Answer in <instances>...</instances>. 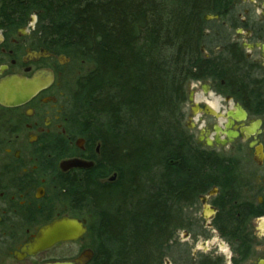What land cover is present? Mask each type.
<instances>
[{"label":"flooded vegetation","instance_id":"af4514ba","mask_svg":"<svg viewBox=\"0 0 264 264\" xmlns=\"http://www.w3.org/2000/svg\"><path fill=\"white\" fill-rule=\"evenodd\" d=\"M6 2L0 0V264L74 261L93 253L84 245L91 214L73 189L91 176L98 184V133L78 121L73 77L59 69L71 59L40 42L34 13L23 18L21 5ZM225 5L211 14L217 18H204L199 74L180 108L187 161L212 167L185 216L199 208L200 218L209 216L223 244L214 249L227 260L217 264H264V0ZM73 160L89 168H61ZM62 218L85 222L86 234L29 249L42 228ZM192 225L176 232L182 238Z\"/></svg>","mask_w":264,"mask_h":264},{"label":"trees","instance_id":"16d2710c","mask_svg":"<svg viewBox=\"0 0 264 264\" xmlns=\"http://www.w3.org/2000/svg\"><path fill=\"white\" fill-rule=\"evenodd\" d=\"M228 1L7 0L23 18L37 12L40 42L91 67L74 99L98 133V184L73 189L94 225L89 264H163L189 221L185 204L206 190L212 167L187 161L180 108L199 74L204 18Z\"/></svg>","mask_w":264,"mask_h":264},{"label":"rangeland","instance_id":"374dc122","mask_svg":"<svg viewBox=\"0 0 264 264\" xmlns=\"http://www.w3.org/2000/svg\"><path fill=\"white\" fill-rule=\"evenodd\" d=\"M20 5V4H19ZM35 14L37 16L38 22V14L36 11H30L29 15ZM25 24V23H23ZM71 59V63L64 67H60L62 71H68L71 73L73 77L72 86L70 87L72 90H77V83L81 77H85L87 74L90 73V66L88 64H83L80 66L81 60H73L70 55H65ZM187 93V90H186ZM113 172L109 173V178L113 176ZM210 204V200H207L204 203L203 210L205 212L206 208ZM209 209V208H208ZM190 209H186L185 212L189 211ZM184 212V211H183ZM184 212V213H185ZM200 212V208L197 211H194V214L188 216L189 221H187L191 227V234L185 233V236L181 238L180 232H175L174 239L169 241L168 249H167V256L164 259L163 264H217V262H225L226 257L223 256L222 252L219 250L214 249V246L218 244L223 245L218 240V235L213 232L210 228L211 219L209 216H205L204 219L200 218L198 213ZM210 214V213H209ZM208 214V215H209ZM186 218V217H185ZM90 225L92 226L93 223L91 222L90 218H87ZM185 224H188V223ZM94 226V225H93ZM91 232L87 234L84 239V245L87 248L91 249L92 245V238ZM214 243L213 246H208V243ZM71 255L73 256L77 250V246H71Z\"/></svg>","mask_w":264,"mask_h":264},{"label":"water","instance_id":"95a60500","mask_svg":"<svg viewBox=\"0 0 264 264\" xmlns=\"http://www.w3.org/2000/svg\"><path fill=\"white\" fill-rule=\"evenodd\" d=\"M217 17L206 16L205 20L209 21ZM64 165L69 167H61L64 171L70 169H84L83 162L73 160L64 162ZM116 179V175L110 178L113 182ZM85 222H80L74 219L62 218L53 221L51 224L42 228L36 237L33 244L29 246L30 250L34 252L43 251L53 247L60 242H76L81 239L87 232L85 228ZM93 257V253L90 250L84 251L76 260L67 262H52L46 264H89Z\"/></svg>","mask_w":264,"mask_h":264},{"label":"bare ground","instance_id":"6f19581e","mask_svg":"<svg viewBox=\"0 0 264 264\" xmlns=\"http://www.w3.org/2000/svg\"><path fill=\"white\" fill-rule=\"evenodd\" d=\"M211 16V15H210ZM114 176V175H113Z\"/></svg>","mask_w":264,"mask_h":264}]
</instances>
